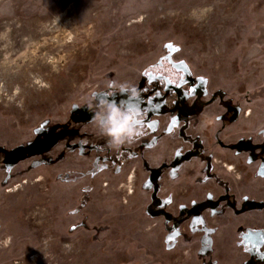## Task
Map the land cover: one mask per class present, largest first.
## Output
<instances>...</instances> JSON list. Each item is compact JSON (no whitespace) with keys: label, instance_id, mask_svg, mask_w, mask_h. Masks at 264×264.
Returning a JSON list of instances; mask_svg holds the SVG:
<instances>
[{"label":"flooded vegetation","instance_id":"af4514ba","mask_svg":"<svg viewBox=\"0 0 264 264\" xmlns=\"http://www.w3.org/2000/svg\"><path fill=\"white\" fill-rule=\"evenodd\" d=\"M16 1L26 19L73 3L95 51L76 100L0 133V264H42L56 244L41 229L64 261L100 245L107 264H264V0ZM139 36L134 70L121 48ZM110 80L137 87L144 117L119 150L85 103ZM36 174L57 204L3 198Z\"/></svg>","mask_w":264,"mask_h":264},{"label":"rangeland","instance_id":"374dc122","mask_svg":"<svg viewBox=\"0 0 264 264\" xmlns=\"http://www.w3.org/2000/svg\"><path fill=\"white\" fill-rule=\"evenodd\" d=\"M16 3V0H0V133L9 131L13 138L20 137L42 117L63 111L79 97L77 89L81 75L95 51L94 44L90 47L92 43H87L94 38L78 36L77 21L71 8L73 3L63 13L55 12L50 18L35 16L29 19L12 12ZM152 39L150 44L154 46L156 37ZM130 42L122 45L121 50L127 53V61L129 59L135 70L146 59L144 55L134 53L136 47H142L143 41L139 36ZM39 177L36 174L26 178L3 198L20 201L31 198L37 205L50 197L56 199L57 204L59 188L46 192L45 180ZM49 221L53 223L54 220ZM38 223L35 225H40ZM35 231L39 230L36 228ZM41 232L46 241L51 239L56 244L51 245V255L47 258L42 255V264H107V255L100 245H83L76 259L64 261L55 231L47 234L41 229ZM43 254H47L46 251Z\"/></svg>","mask_w":264,"mask_h":264},{"label":"clouds","instance_id":"9594fccd","mask_svg":"<svg viewBox=\"0 0 264 264\" xmlns=\"http://www.w3.org/2000/svg\"><path fill=\"white\" fill-rule=\"evenodd\" d=\"M105 88L104 92L90 93L85 103L93 113L92 124L98 135L106 139L109 148L119 150L124 145H131L141 134L144 117L136 103L140 93L133 84L117 80H110ZM116 94L126 97L127 103L115 102L112 97Z\"/></svg>","mask_w":264,"mask_h":264},{"label":"snow or ice","instance_id":"6c2138e0","mask_svg":"<svg viewBox=\"0 0 264 264\" xmlns=\"http://www.w3.org/2000/svg\"><path fill=\"white\" fill-rule=\"evenodd\" d=\"M165 47H166V48L173 49L174 51H177V52L180 51V49H179L178 47H175V48H174V46L171 45V44L165 45ZM145 75H148V73H145ZM201 80L203 81V78H201ZM157 95H159V93H157ZM172 124H173V126H175V124H176L175 119H173ZM149 126L151 127V125H149ZM171 130H172V129L169 128V131H171ZM170 239H171V238H170Z\"/></svg>","mask_w":264,"mask_h":264},{"label":"water","instance_id":"95a60500","mask_svg":"<svg viewBox=\"0 0 264 264\" xmlns=\"http://www.w3.org/2000/svg\"><path fill=\"white\" fill-rule=\"evenodd\" d=\"M102 2H106V0H103Z\"/></svg>","mask_w":264,"mask_h":264},{"label":"bare ground","instance_id":"6f19581e","mask_svg":"<svg viewBox=\"0 0 264 264\" xmlns=\"http://www.w3.org/2000/svg\"><path fill=\"white\" fill-rule=\"evenodd\" d=\"M51 65H53V63H51Z\"/></svg>","mask_w":264,"mask_h":264}]
</instances>
